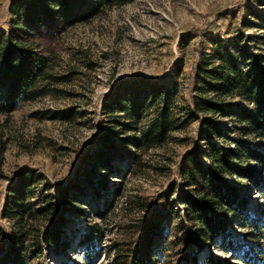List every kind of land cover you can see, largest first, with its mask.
I'll list each match as a JSON object with an SVG mask.
<instances>
[{
    "label": "rangeland",
    "instance_id": "rangeland-1",
    "mask_svg": "<svg viewBox=\"0 0 264 264\" xmlns=\"http://www.w3.org/2000/svg\"><path fill=\"white\" fill-rule=\"evenodd\" d=\"M88 1L95 7L84 19L68 25L58 14L50 29L40 25L27 32L48 56L52 75L38 82L41 95L0 113V259L18 218L5 217L4 205L24 168L37 176L27 201L28 216L40 228L49 223L40 208L53 196L59 200L61 187L78 186L72 208L59 210L69 245L44 246L31 264H131L149 216L159 229L150 233L148 264H248V254L260 258L264 229L239 223L235 211L219 213L228 224L225 234L191 237L196 227L182 194L198 185L180 165H191V158L209 164L204 150L211 142L233 147L243 137L263 149L264 139L239 130L236 115L195 112L190 100L207 94L205 67L213 66L219 52L236 57L243 68L252 61L263 65L264 0ZM10 3L0 0V30L12 24ZM153 84L169 91L171 126L163 143L139 147L134 138L160 103L151 95L144 100ZM223 99L235 109V102L247 103L238 96ZM135 100L143 102L140 116L130 111ZM206 117L220 135L209 130ZM105 133L117 149L108 164L94 165ZM237 179L228 177L248 197V216L255 215L261 226L264 169L256 166L248 178ZM84 232L92 241L81 238ZM34 239L30 235L26 242L30 254Z\"/></svg>",
    "mask_w": 264,
    "mask_h": 264
},
{
    "label": "trees",
    "instance_id": "trees-1",
    "mask_svg": "<svg viewBox=\"0 0 264 264\" xmlns=\"http://www.w3.org/2000/svg\"><path fill=\"white\" fill-rule=\"evenodd\" d=\"M94 4L95 1L88 0H11L9 13L12 24L8 31L0 30V113H9L21 101L41 95L43 92L38 82L52 75L49 71L48 56L27 38V32L40 25H47L50 29L53 26L52 18L58 14L66 24L71 25L87 17L95 7ZM216 59L219 61L213 63L212 67H205L210 77L209 80H204L207 94L191 97L190 102L195 112L228 111L236 115L241 122L239 130L248 134L252 132L264 139V62L261 65L252 61L243 68L234 56L226 58L219 52ZM149 95L153 99L158 97L160 103L154 116L134 138V143L139 147L163 143L171 126L168 109L169 91L153 84L144 100L149 99ZM227 95L241 97L247 100V103L235 102L238 106V109H235L232 103L223 99ZM139 101L135 100L131 106L130 111L135 116H140L142 107L139 108V104L143 102ZM204 120L211 132L220 135L217 125L210 118L206 117ZM233 143L232 147L211 142L209 149L204 150L210 159L209 164L204 165L191 158V165H180L186 176L198 185L193 188V192L186 191L182 194L186 216L193 227H196V230L191 228L190 231L194 239L203 237L205 240H212L218 234H225L228 231V224L219 213L225 214L227 211H235L239 223L264 229V221L260 226L255 215L248 216L245 206L248 197L240 192L237 183L232 184L228 181V177L235 175L238 179L248 178L256 166L264 169V146L260 149L243 137L235 139ZM116 149L109 134H103L98 141L97 152L94 153V165L101 160L105 165L108 164ZM36 180V173L32 169L24 168L18 173V179L11 187L3 213L5 217L18 218L10 230L9 246L0 259V264H31L33 254L40 253L44 246L63 250L69 245L63 235L66 220L59 210L63 206L72 208L68 205L76 200L77 184H74L76 188L71 185L61 187L60 199L50 197L47 205L40 208L49 219V223L40 228L33 222L35 220L32 216H28L32 202L27 199L29 190ZM259 186L264 195V183ZM149 217L143 220L142 238L135 245L131 264H148L150 233L153 229H159L156 218ZM30 235L37 242L32 254L28 253L26 245ZM81 236L84 241H90L93 235L84 232ZM257 251L261 257L248 254L246 256L248 264H264V249L258 248Z\"/></svg>",
    "mask_w": 264,
    "mask_h": 264
}]
</instances>
